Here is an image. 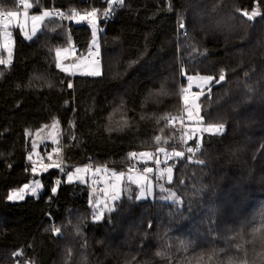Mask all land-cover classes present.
<instances>
[{
	"label": "trees",
	"instance_id": "1",
	"mask_svg": "<svg viewBox=\"0 0 264 264\" xmlns=\"http://www.w3.org/2000/svg\"><path fill=\"white\" fill-rule=\"evenodd\" d=\"M29 2L51 15L30 39L12 24L9 63L0 47V264H207L219 249L235 253L241 238H264V0ZM19 7L0 0V15ZM88 7L101 74H69L56 51L72 44L85 54L92 30L70 20L84 11L56 9ZM252 10L251 20L241 15ZM197 74L211 84L224 76L198 115L224 130L201 133V144L198 134L186 142L182 124L184 75ZM54 120L62 168L39 175L38 196L8 201L38 176L29 132ZM144 150L166 154L165 191L156 184L139 199L124 191L94 219L89 184L67 181L64 165L123 169Z\"/></svg>",
	"mask_w": 264,
	"mask_h": 264
},
{
	"label": "rangeland",
	"instance_id": "2",
	"mask_svg": "<svg viewBox=\"0 0 264 264\" xmlns=\"http://www.w3.org/2000/svg\"><path fill=\"white\" fill-rule=\"evenodd\" d=\"M107 1L109 4H113L120 0ZM18 2L20 6L18 28L25 39H30L41 28L42 21L51 15V11L42 10L41 12H32L30 10L31 5L29 0H18ZM45 13H48V15H45ZM95 13V10H88L76 12L71 15L70 20L75 23L85 22L90 26L92 38L89 49L85 54H77L72 44L56 51L57 64L61 70L74 75H91L90 73L92 72H99L101 74L98 52L99 27L94 23L88 22V18L91 16L89 14ZM33 16L43 17V19L35 22V31H33ZM81 17L85 19L81 21ZM100 17H102V15ZM12 24V19L7 16L0 19V47L3 49L5 55L3 57L4 63H9L11 60L13 45ZM93 50H95V54H93ZM87 55L91 56L90 59H87ZM184 78L186 84L183 88L184 108L182 124L186 142L194 135L198 134L200 136L203 132H223V125V130L221 131L219 130L221 125L202 123L201 118L195 113L188 102V98L192 93L201 92L209 87L213 78L208 75L199 74L184 75ZM61 133L60 124L56 120L37 130L29 132L32 141L31 157L34 165L31 170L33 171V168H35L36 171H33V173L38 174V176L12 189L8 196L13 193H20L25 199L27 196H38L43 191V185L39 175L49 167L62 168L63 165L62 158H60V147L62 146H59L62 143ZM42 147L47 148L44 153L40 151ZM177 153L181 155V151L177 150L172 157L178 158L180 155H176ZM146 161H150L151 163L145 164ZM166 162L167 159L164 152L144 150L133 153L128 165L123 169H116L106 165H97L94 168H90V165L85 163L76 164L69 168L64 165L65 179L67 181L87 182L89 184L91 196L90 204L94 211V219L97 215L101 218L105 211L113 207L115 199L119 198L124 191L127 194L138 196V198H152L154 189H156V184L159 190L165 191L162 182H168L171 178V167L166 170L163 169V164ZM140 165L149 167L142 169ZM97 177L101 180L98 181ZM37 182H39V187L36 189L35 194H33L32 189L36 186ZM100 184L102 185L101 187H99ZM17 201H21V199L12 200L10 202Z\"/></svg>",
	"mask_w": 264,
	"mask_h": 264
},
{
	"label": "clouds",
	"instance_id": "3",
	"mask_svg": "<svg viewBox=\"0 0 264 264\" xmlns=\"http://www.w3.org/2000/svg\"><path fill=\"white\" fill-rule=\"evenodd\" d=\"M236 252L221 255L223 249L208 254L207 264H264V238L243 239L235 245ZM202 264L204 261L202 260Z\"/></svg>",
	"mask_w": 264,
	"mask_h": 264
},
{
	"label": "water",
	"instance_id": "4",
	"mask_svg": "<svg viewBox=\"0 0 264 264\" xmlns=\"http://www.w3.org/2000/svg\"><path fill=\"white\" fill-rule=\"evenodd\" d=\"M258 14L257 11L255 10H252L250 13H247L246 11H242L241 12V15L247 19V20H251L253 18L254 15ZM7 17L11 18L12 21H13V24L15 27L18 26V22H19V11H8L7 12ZM94 20L95 24H97L98 22V17L96 15H91L89 18H88V22ZM223 76V75H221ZM221 76L215 80L209 87H207L206 89H204L203 91L201 92H198L196 94H191L188 98V102L189 104L192 106L193 110L195 111V113L197 115H200L201 114V105H200V99H202L205 95L209 94L214 88L216 87H219L223 81H224V76H223V79L221 80ZM195 98V103H193V100ZM199 139V143L201 144V140H202V135H200L198 137Z\"/></svg>",
	"mask_w": 264,
	"mask_h": 264
},
{
	"label": "built area",
	"instance_id": "5",
	"mask_svg": "<svg viewBox=\"0 0 264 264\" xmlns=\"http://www.w3.org/2000/svg\"><path fill=\"white\" fill-rule=\"evenodd\" d=\"M117 2V1H116ZM116 2H114L113 4H115ZM88 11V10H92L91 7L88 8H60V9H56V13L58 15H62V14H66L65 16H67L71 11ZM112 14V11L110 10L109 15ZM2 19L5 18V15H1ZM93 54H95V50H93ZM90 55H87V59H90ZM184 93V90H183ZM184 99V96H183ZM184 151H188L189 149H191V151L195 152L198 151L200 149V144H195V145H187L185 144L183 146ZM95 166L90 165V168H94ZM163 169L166 170L167 169V165H163ZM97 180L100 181L101 179L99 177H97ZM58 184V183H57ZM102 185L100 184L99 187H101Z\"/></svg>",
	"mask_w": 264,
	"mask_h": 264
},
{
	"label": "snow or ice",
	"instance_id": "6",
	"mask_svg": "<svg viewBox=\"0 0 264 264\" xmlns=\"http://www.w3.org/2000/svg\"><path fill=\"white\" fill-rule=\"evenodd\" d=\"M45 15H48V13H45ZM89 15H94V14H89ZM41 19H43V17H38V16H33L32 17V20H33V22H34V28H33V31H35V22L36 21H39V20H41ZM85 18L84 17H81V21L82 20H84ZM78 22H80V21H78ZM91 23H94L95 21L94 20H92V21H90ZM59 66V65H58ZM91 75H99L100 73L99 72H92V73H90ZM223 79V76H221V80ZM69 87H71V85H69ZM193 103H195V98H194V100H193ZM219 130H223V126L221 125L220 126V128H219ZM189 151H191V149H189ZM176 155H180V153H177ZM33 171L35 172L36 170H35V168H33ZM25 187H27V186H25ZM39 187V182H37V184H36V186L35 187H33V189H32V192H33V194H35V192H36V189ZM56 191V189L55 188H53V192H55ZM16 199H24V197H23V195H21L20 193H13V194H11V195H9L8 196V200L9 201H12V200H16ZM139 199V198H138ZM95 219L96 220H100V216L99 215H97L96 217H95Z\"/></svg>",
	"mask_w": 264,
	"mask_h": 264
},
{
	"label": "crops",
	"instance_id": "7",
	"mask_svg": "<svg viewBox=\"0 0 264 264\" xmlns=\"http://www.w3.org/2000/svg\"><path fill=\"white\" fill-rule=\"evenodd\" d=\"M151 163L150 161H146L145 164Z\"/></svg>",
	"mask_w": 264,
	"mask_h": 264
},
{
	"label": "bare ground",
	"instance_id": "8",
	"mask_svg": "<svg viewBox=\"0 0 264 264\" xmlns=\"http://www.w3.org/2000/svg\"><path fill=\"white\" fill-rule=\"evenodd\" d=\"M66 15V14H65ZM6 16H7V13H6ZM0 17L2 18V16L0 15ZM14 25V24H13ZM15 27V26H14Z\"/></svg>",
	"mask_w": 264,
	"mask_h": 264
}]
</instances>
